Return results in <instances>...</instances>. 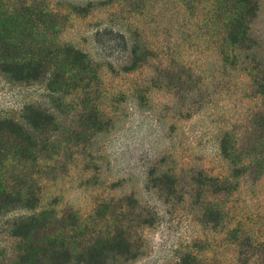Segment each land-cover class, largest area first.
<instances>
[{
  "label": "rangeland",
  "instance_id": "rangeland-1",
  "mask_svg": "<svg viewBox=\"0 0 264 264\" xmlns=\"http://www.w3.org/2000/svg\"><path fill=\"white\" fill-rule=\"evenodd\" d=\"M31 1L57 15L59 38L97 64L103 89L101 132H87L92 144L84 149L78 143L70 167L41 182L37 211L85 216L98 202L134 197L146 212L155 210L157 215L154 224L142 228V254L128 264H177L193 242L207 264H264V178L243 182L226 204L229 221L243 219L247 231L263 243L246 259L221 227L200 220L195 199L181 203L147 180L153 167L176 170L182 191L200 173L230 177L219 140L225 131H244V120L258 110L241 69L257 68L258 81L264 83V0H257L252 24V47L260 58L242 56L235 71L219 64L214 45L204 36L205 11L200 6L191 15L180 0ZM42 87L0 76V118L18 119L32 103L54 107ZM76 100L69 98L68 105L77 108ZM59 116L77 126L86 121L84 115ZM65 158L60 162H67ZM12 217L0 214V262L7 263L13 250L8 232Z\"/></svg>",
  "mask_w": 264,
  "mask_h": 264
},
{
  "label": "trees",
  "instance_id": "trees-1",
  "mask_svg": "<svg viewBox=\"0 0 264 264\" xmlns=\"http://www.w3.org/2000/svg\"><path fill=\"white\" fill-rule=\"evenodd\" d=\"M179 2L191 15L195 5L204 9V36L214 45L220 65L235 71L242 56L251 53L254 59L260 58L252 47L257 0ZM59 30L57 15L47 5L0 0V76L22 86L40 84L54 103L52 108L28 104L18 119L0 118V214H13L8 232L14 240L8 262L0 264H128L142 254V228L154 224L157 215L155 210L146 212L134 197L98 202L85 216L36 209L41 182L70 167L78 143L84 149L92 144L87 132L102 130L99 68L86 53L62 41ZM114 33L124 40L118 31ZM241 70L256 96L258 110L244 120V131L221 135L219 154L229 166L230 177L200 173L199 178L190 177L182 191L176 170L153 167L147 180L154 182L152 188L181 203L195 199L200 220H212L221 227L239 249L238 255L246 259L263 243L247 231L243 219L229 221L226 204L243 182L255 184L264 178V83L258 81L257 68ZM69 98L77 99V108L68 105ZM61 114L73 115V119L84 115L86 121L77 126ZM64 157L68 161L61 163ZM193 243L177 264H207L200 259L202 249L197 251L198 244ZM244 247L249 253L241 251Z\"/></svg>",
  "mask_w": 264,
  "mask_h": 264
}]
</instances>
